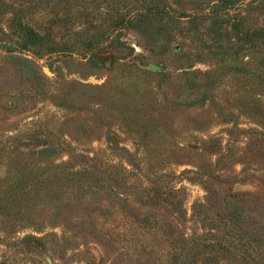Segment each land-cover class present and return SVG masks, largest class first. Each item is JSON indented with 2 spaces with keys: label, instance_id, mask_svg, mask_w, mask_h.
I'll return each instance as SVG.
<instances>
[{
  "label": "rangeland",
  "instance_id": "obj_1",
  "mask_svg": "<svg viewBox=\"0 0 264 264\" xmlns=\"http://www.w3.org/2000/svg\"><path fill=\"white\" fill-rule=\"evenodd\" d=\"M143 1L0 0V42L14 20L46 38L0 49V264H182L201 241L196 264H264V0L221 45L194 20L217 0H162L186 14L165 49L128 20Z\"/></svg>",
  "mask_w": 264,
  "mask_h": 264
},
{
  "label": "trees",
  "instance_id": "obj_2",
  "mask_svg": "<svg viewBox=\"0 0 264 264\" xmlns=\"http://www.w3.org/2000/svg\"><path fill=\"white\" fill-rule=\"evenodd\" d=\"M243 1L244 0H217V2H211V4L209 2L210 5L208 7L205 6L201 11L195 14L194 20L196 26H198V28L202 27L204 35L207 36L208 34V36L210 35L212 37L210 39L208 38L211 43L215 45L225 43L224 36L228 31L236 32L241 29L240 26L242 25V19H236L235 22L224 31L221 30V20L224 19V15L227 16L232 9ZM165 5H167V3L162 0H144L140 12L135 13L132 17L128 18L131 22L135 21V27L139 31H146L147 33L157 35L158 37L161 36L163 49L166 48L171 39L167 32V26H170L171 31V25L175 24L179 18L183 17V15H186L184 13L176 14L174 13L176 10L172 11L171 8L166 7ZM206 10L210 11L208 15L205 12ZM116 13L119 15V12ZM119 17L121 18L120 20L123 21L127 15H119ZM124 23L125 21L120 24L118 22L119 25L116 24L114 28H119L121 25H124ZM14 26L18 28V46H8L3 44V42H0V49L9 52L19 50L21 52L30 53L36 58H40L42 55L40 49L44 47L46 38L38 31L21 21L17 22L14 20ZM165 28L166 33L163 35L162 31H164ZM247 35L250 39L248 40L249 44L256 43L261 38L264 40V29H250L247 31ZM53 52H57V49L54 48ZM189 67L190 66L185 68ZM52 149L53 148L46 151H52ZM238 218H241L240 214H238L237 219ZM207 243L208 242L204 241L196 243L195 246L191 248V250L195 251V254L190 256L189 253L191 250L187 251L186 255L182 258V264H196L198 260L197 257L200 255V252L198 251H202L205 245L207 246Z\"/></svg>",
  "mask_w": 264,
  "mask_h": 264
},
{
  "label": "water",
  "instance_id": "obj_3",
  "mask_svg": "<svg viewBox=\"0 0 264 264\" xmlns=\"http://www.w3.org/2000/svg\"><path fill=\"white\" fill-rule=\"evenodd\" d=\"M150 68H151V69H156V67H155V66H151Z\"/></svg>",
  "mask_w": 264,
  "mask_h": 264
}]
</instances>
